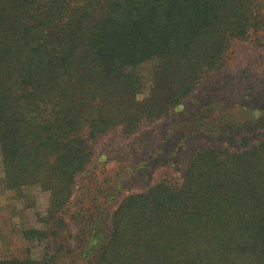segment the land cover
Instances as JSON below:
<instances>
[{
    "label": "trees",
    "instance_id": "1",
    "mask_svg": "<svg viewBox=\"0 0 264 264\" xmlns=\"http://www.w3.org/2000/svg\"><path fill=\"white\" fill-rule=\"evenodd\" d=\"M254 1L0 0L7 179L50 194L43 228L24 234L45 243L43 258L0 264H264V140L200 149L179 182L149 184L118 203L116 188L79 186L90 139L162 118L220 67L232 39L264 28ZM154 59L163 64L152 96L139 102L134 78ZM245 127L227 121L216 132L235 139Z\"/></svg>",
    "mask_w": 264,
    "mask_h": 264
},
{
    "label": "rangeland",
    "instance_id": "2",
    "mask_svg": "<svg viewBox=\"0 0 264 264\" xmlns=\"http://www.w3.org/2000/svg\"><path fill=\"white\" fill-rule=\"evenodd\" d=\"M260 1L264 20V0ZM161 64L163 61L154 59L138 68L140 76L134 81L140 78L141 91L136 94L139 102L152 96L154 70ZM220 64L215 70L205 71L191 94L162 118L144 119L132 134L119 125L90 139L92 162L88 172L79 178V186L90 183L95 188L97 182L106 189L116 188L118 203L126 195L144 192L149 184L179 182L200 149L230 146L242 150L243 137L255 143L264 140V28H252L247 37L232 39ZM68 75L79 77L74 71ZM96 90L102 93L103 86ZM119 94L114 88L109 97L118 99ZM227 121L245 125L243 133L238 132L235 139L230 136L222 139L216 131ZM49 207V191L41 185L11 187L0 146L2 260L43 258L45 243L26 240L24 234L33 228H43L42 219ZM77 264L86 261L78 257Z\"/></svg>",
    "mask_w": 264,
    "mask_h": 264
}]
</instances>
